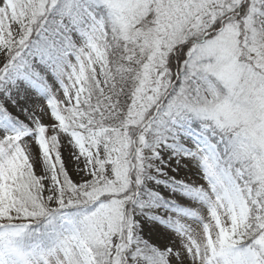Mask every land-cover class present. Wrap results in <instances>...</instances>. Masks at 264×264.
<instances>
[{"label": "snow or ice", "instance_id": "snow-or-ice-1", "mask_svg": "<svg viewBox=\"0 0 264 264\" xmlns=\"http://www.w3.org/2000/svg\"><path fill=\"white\" fill-rule=\"evenodd\" d=\"M0 264H264V0H0Z\"/></svg>", "mask_w": 264, "mask_h": 264}, {"label": "rangeland", "instance_id": "rangeland-1", "mask_svg": "<svg viewBox=\"0 0 264 264\" xmlns=\"http://www.w3.org/2000/svg\"><path fill=\"white\" fill-rule=\"evenodd\" d=\"M64 159H65L66 162H68L69 167L71 168V166H72L71 165V160H70V157L68 155V151L67 150L64 151ZM184 175H186V173L182 172L181 176H184Z\"/></svg>", "mask_w": 264, "mask_h": 264}]
</instances>
